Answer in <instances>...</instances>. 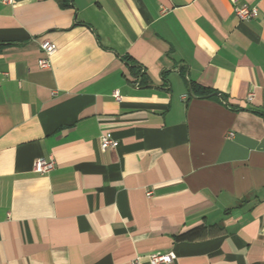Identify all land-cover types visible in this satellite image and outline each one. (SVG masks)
Here are the masks:
<instances>
[{"label": "crops", "instance_id": "1", "mask_svg": "<svg viewBox=\"0 0 264 264\" xmlns=\"http://www.w3.org/2000/svg\"><path fill=\"white\" fill-rule=\"evenodd\" d=\"M238 3L0 2V264H264V0Z\"/></svg>", "mask_w": 264, "mask_h": 264}, {"label": "built area", "instance_id": "2", "mask_svg": "<svg viewBox=\"0 0 264 264\" xmlns=\"http://www.w3.org/2000/svg\"><path fill=\"white\" fill-rule=\"evenodd\" d=\"M13 0H0L2 3H11ZM232 3V9L234 14L239 20H249L254 18L258 14V10L254 6H250L247 3H238L239 0H230ZM40 47L43 52V56L38 59V66L40 68H48L50 66V58L56 51V46L48 41L43 40L40 43ZM113 96L116 100H120L121 96L117 91L113 92ZM252 97V94L248 95V99ZM100 146L102 150L112 149L115 146V141L109 132H105L100 136ZM54 160L52 158H38L33 166V170L37 173H46L54 168ZM175 258L173 253L166 254H152L149 256L150 264L170 263ZM132 264H138L137 260Z\"/></svg>", "mask_w": 264, "mask_h": 264}, {"label": "trees", "instance_id": "3", "mask_svg": "<svg viewBox=\"0 0 264 264\" xmlns=\"http://www.w3.org/2000/svg\"><path fill=\"white\" fill-rule=\"evenodd\" d=\"M191 90L193 91V93H199L200 96L203 95H208L210 93H212L209 89L201 87L199 85H196L194 83H191ZM214 97V95H212Z\"/></svg>", "mask_w": 264, "mask_h": 264}, {"label": "water", "instance_id": "4", "mask_svg": "<svg viewBox=\"0 0 264 264\" xmlns=\"http://www.w3.org/2000/svg\"><path fill=\"white\" fill-rule=\"evenodd\" d=\"M213 95H218V93H217V92H215V93H213Z\"/></svg>", "mask_w": 264, "mask_h": 264}]
</instances>
